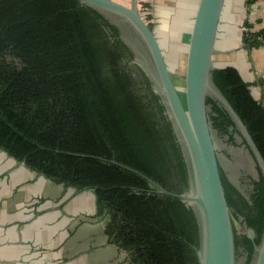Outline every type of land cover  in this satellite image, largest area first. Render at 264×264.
<instances>
[{"label":"trees","instance_id":"trees-1","mask_svg":"<svg viewBox=\"0 0 264 264\" xmlns=\"http://www.w3.org/2000/svg\"><path fill=\"white\" fill-rule=\"evenodd\" d=\"M244 2L250 8L254 0ZM243 28L245 47L264 43V31L248 20ZM134 59L117 27L79 0H0V150L55 184L92 192L107 241L127 264H199L192 206L151 183L176 194L191 190L167 110ZM212 79L264 159V102L232 67L214 70ZM207 105L215 135L236 145L229 115L212 99ZM256 172L246 193L221 170L244 264L264 228L257 165Z\"/></svg>","mask_w":264,"mask_h":264},{"label":"water","instance_id":"water-1","mask_svg":"<svg viewBox=\"0 0 264 264\" xmlns=\"http://www.w3.org/2000/svg\"><path fill=\"white\" fill-rule=\"evenodd\" d=\"M225 1L198 0L186 50L181 93L152 28L150 0H79L117 27L121 40L135 55L134 62L146 73L167 110L181 146L191 190L176 194L151 183L159 194L192 206L199 231V264H244L245 260L236 256L234 225L222 184L207 99L215 101L229 115L240 134V142L245 141L264 179L261 153L212 79L214 70L227 68L215 65V44ZM246 234L251 240L255 238L251 229H247ZM250 264H264V228Z\"/></svg>","mask_w":264,"mask_h":264},{"label":"crops","instance_id":"crops-1","mask_svg":"<svg viewBox=\"0 0 264 264\" xmlns=\"http://www.w3.org/2000/svg\"><path fill=\"white\" fill-rule=\"evenodd\" d=\"M194 1V0H193ZM198 0L184 31L186 50ZM264 31V0L250 8L226 0L215 44L221 68H234L264 102V43L247 48L243 23ZM188 21V20H187ZM0 264H127L126 254L107 241L92 192L75 193L55 184L0 150Z\"/></svg>","mask_w":264,"mask_h":264},{"label":"rangeland","instance_id":"rangeland-1","mask_svg":"<svg viewBox=\"0 0 264 264\" xmlns=\"http://www.w3.org/2000/svg\"><path fill=\"white\" fill-rule=\"evenodd\" d=\"M195 0H150L152 28L159 40L164 53L167 67L171 72L178 89L183 92L184 58L182 50L184 42V31L190 25L188 19L189 10L193 12ZM188 20V21H187ZM215 65L217 62L215 59ZM236 145L228 142L227 137H217L214 134V142L217 149V156L222 171L228 180L240 189L248 187L247 181L244 186L245 173L256 178V166L248 150L242 145L238 137H235ZM243 186V187H242ZM238 233L244 229L235 224Z\"/></svg>","mask_w":264,"mask_h":264},{"label":"flooded vegetation","instance_id":"flooded-vegetation-1","mask_svg":"<svg viewBox=\"0 0 264 264\" xmlns=\"http://www.w3.org/2000/svg\"><path fill=\"white\" fill-rule=\"evenodd\" d=\"M221 170H222V169H221ZM247 176H248V177H247ZM245 177H247V179H246V180H243V184H244V186H245V184H246V181H247V183H248L247 185H249V184H250V181H251L252 179H255L254 177L248 175L247 172H246L245 175H244V178H245ZM242 187H243V186H242ZM250 189H251V187H250V185H249L248 187H247V186H246V187H243L242 190H243L244 192L247 193V191H249Z\"/></svg>","mask_w":264,"mask_h":264}]
</instances>
